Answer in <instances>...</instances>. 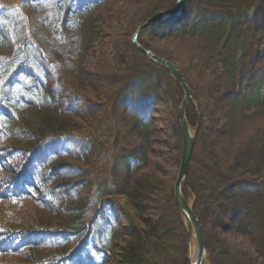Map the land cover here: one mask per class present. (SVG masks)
Masks as SVG:
<instances>
[{
    "label": "trees",
    "instance_id": "16d2710c",
    "mask_svg": "<svg viewBox=\"0 0 264 264\" xmlns=\"http://www.w3.org/2000/svg\"><path fill=\"white\" fill-rule=\"evenodd\" d=\"M117 1L0 0V259H9L0 264H189L174 189L149 157L167 84L178 93L171 138L179 150L183 94L127 34L125 47L109 43L119 18L104 12ZM176 1L152 0L140 24ZM171 38L193 49L188 71L152 43ZM137 43L176 65L192 93L185 118L195 146L181 191L205 249L216 264H264V0H182ZM88 53L93 66L79 61ZM73 196L79 202L69 203ZM25 203L46 210L44 223L2 208ZM237 235L256 256L229 252L222 237Z\"/></svg>",
    "mask_w": 264,
    "mask_h": 264
},
{
    "label": "rangeland",
    "instance_id": "374dc122",
    "mask_svg": "<svg viewBox=\"0 0 264 264\" xmlns=\"http://www.w3.org/2000/svg\"><path fill=\"white\" fill-rule=\"evenodd\" d=\"M112 1L114 2L115 0H112ZM151 2H152V0H136L135 2H130L132 4H130L129 2H128L129 4H127L126 0H118L117 2L113 3L111 5V7H109L104 13L106 14V17L107 16L113 17V18L118 17L119 18L118 20L120 23L118 21L112 22L111 27L108 30L109 34L107 35L108 39H110L109 43L112 44L113 42L116 41L117 47H120V46L125 47V45H124L125 43L123 44V41H125L124 36L127 34L128 38H130L132 40L133 35L135 34L138 27L145 24V23L140 24V22L145 17L144 14H145V12H146V10H147V8ZM99 11L95 12L94 17H96V15ZM93 19H95V18H93ZM134 28H135V31L132 33V29H134ZM152 43H155L154 44L155 48H157V50L160 53H162L163 55L166 54V55H168V57L169 56L173 57V55H175L174 53H176L178 55V58L177 57H174V58H176L178 62L183 64L182 67L184 69L186 68V71L189 70V68L187 70V66H189V64H186L187 57H188V55L186 57V54L191 53V51L193 49L192 48H191L192 50L188 49L189 43L185 41V38H181V39H172L171 38L167 41L166 40L160 41V42L156 41V42H152ZM193 43H194V41H193ZM0 52H2L1 49H0ZM109 52H111V51L109 50ZM180 56H183V57L181 58ZM79 61L80 62L83 61V63H86V64L91 65V66H93V64H94V60L92 57H90L89 53L86 55H83L79 59ZM175 63H177V62H175ZM174 66H176V65H174ZM193 77L195 79L196 74L192 71L189 72L188 79H193ZM163 87L164 88L166 87L167 97H166V100L164 98L165 104L163 103V105H161L158 108V110L156 112L155 119H154L152 126L150 128V130L152 132L153 139H156V141H155V143H153L152 152L149 155V157L151 160V164L157 165V167H159L162 171V174H160L161 176H159L157 174V175H155V177L161 178L162 182L166 188L167 187L168 188L173 187V189H174L175 180H176L177 173H178L179 166H180L182 144H183L182 140H181L179 148H178L179 150L172 151V149L175 147L174 140H172V138H171V134H172V128H171V126H172V113H174V108H173L174 102L172 103V101H176L178 99V93L174 92L168 84L165 86L163 85ZM172 87L174 88L173 84H172ZM100 89H103L102 90L103 94L101 95V96H103V98L101 100H104L105 97L107 96V95H105L106 94V88L103 86ZM84 92H86L90 96H92V94H90L88 89ZM190 94H191V96H190L189 101H191V97H192L191 91H190ZM98 95H99V93H98ZM172 95H173V97H175L174 100L171 98ZM182 100H183V98L181 99V102L178 104L177 110L175 111V116L177 118H178V110H179V107L182 103ZM166 101H169V102H166ZM214 104H216V103H214ZM80 119L81 118L77 119V117L73 118V120H75L74 122L79 124L80 127L81 126L85 127V125L83 124V122ZM262 121H263L262 119L259 120L257 118V119H254L253 121H251L250 122L251 124L246 123V124L242 125L241 127H245V125H247V126L250 125L252 127H255V126L259 125L260 123H262ZM190 133L192 136L195 133V137H196V131L193 132L190 130ZM177 156L179 157V160L176 164L173 160H169V159H174V158L176 159ZM193 167H195V166H193ZM143 171L145 172L146 169ZM143 171H141L139 173L141 174ZM239 174H241V173H239ZM121 176L122 175H120V177ZM122 178H124V176H122ZM75 193H76V191H72V193H70V194L74 195ZM120 199L124 200L125 197L123 196ZM70 200L72 202H69V203L79 202V200H76V198L74 196L72 198H70ZM187 204L189 205V207L191 206L190 203L187 202ZM2 208L3 209L6 208V210H9V214L12 217H14L16 214H18L19 210L21 211L20 212L21 214H23L25 211L26 212L25 214L28 215V217L31 219V221H33V220L34 221H36V220L42 221L39 218V216L40 215H46V214H44V213H46V210H42L39 207H37L31 203H25L21 208H18L15 206H11V207L2 206ZM22 221L25 222L24 220H22ZM56 221L57 220H55V219H48L45 224L51 225L52 228H56V229L61 228L62 226L59 223H57ZM0 222L2 223V220H0ZM62 222L64 223V221H62ZM124 222L125 221H123V223ZM33 225L38 226L37 223L33 224ZM40 226L44 227V225H40ZM124 227H126V226H124ZM201 233H202V241H203V245H204V238H203V230L202 229H201ZM37 238H39V237H37ZM51 238L52 237H47V236L45 237L44 236L43 240L48 241V240H51ZM179 238H180V241L182 242V237H179ZM222 238L225 240L226 246H227L229 252H231V253H234L237 251V252H242V253L247 252L248 254L255 255V256L257 254V251L249 243V241L246 239V237H242V236L237 235V236H233V237L223 236ZM32 241H34V240H32ZM178 243H179V241H178ZM0 246L3 247L5 245L2 244V242H0ZM8 247H15V243H12ZM204 249H205V247H204ZM197 253H198L197 252V244H196V239L194 238L193 240H191V244L188 246V250L186 252L184 251V257L185 256L187 257L188 262H194L196 260ZM215 254H216L215 252L209 254V252H207V250L205 249V254H204L205 264H216L215 263ZM5 260H9V259H4V258L0 259V261H5ZM180 261H182V258L180 259Z\"/></svg>",
    "mask_w": 264,
    "mask_h": 264
},
{
    "label": "water",
    "instance_id": "95a60500",
    "mask_svg": "<svg viewBox=\"0 0 264 264\" xmlns=\"http://www.w3.org/2000/svg\"><path fill=\"white\" fill-rule=\"evenodd\" d=\"M180 7H181V0H177V5L172 11L158 12V13L154 14L153 16H151L145 22V24L138 27V29L136 30V32L132 38V43H133V45L137 51L147 55L156 64H159L162 67H164L167 70L168 74L172 77V79L181 88V90L183 92V100H182V103H181L179 110H178V120H179L178 121V128H179L181 135H182L183 144H182L180 166H179V170H178L177 177L175 180V185H174V198H175V201H176V204L178 206L179 211L186 217L188 223L190 224V226L192 227V230L194 232V238L196 239L197 252L198 253H197L196 261L193 264H205V260H204L205 249H204V245H203V241H202L201 226H200L195 214L193 213L192 209L189 207V205L187 204V202L185 201V199L183 198V196L181 194V186H182L183 180L186 176V173H187V170H188L191 158H192L194 146H195V133L193 136L191 135L190 129L188 127V124H187V121L185 118V108H186V105L189 102V99L191 96L190 90H189L188 86L186 85V83H185V81L181 75V72L179 71V69L176 66H174L169 61H166L162 58H159V57L151 54L149 51L143 49L136 42L137 37H138L142 28L147 27L148 25L156 22L157 20H159L163 17H166V16L171 15V14H175L180 9Z\"/></svg>",
    "mask_w": 264,
    "mask_h": 264
}]
</instances>
